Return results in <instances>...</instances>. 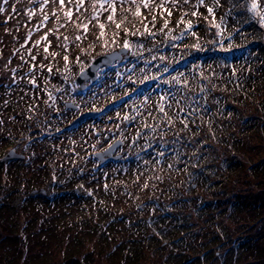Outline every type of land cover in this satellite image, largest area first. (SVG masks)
<instances>
[{
  "label": "rangeland",
  "instance_id": "rangeland-1",
  "mask_svg": "<svg viewBox=\"0 0 264 264\" xmlns=\"http://www.w3.org/2000/svg\"><path fill=\"white\" fill-rule=\"evenodd\" d=\"M161 2L117 3L110 22L100 0H64L63 7L0 0V159L11 149L25 155L0 165V264H264L257 241L264 236V0L253 12L245 8L253 0H243L227 17L231 0L198 8V0L158 8ZM125 40L129 57L97 69L82 90L79 73ZM184 60L187 84L172 72ZM239 63L252 75L240 73L248 78L245 103L223 90L235 84ZM200 91L205 106L224 94L221 108H233L211 126L192 118L189 104ZM172 100L182 132L160 148L146 121ZM88 111L100 114L73 125ZM117 139L120 158L100 164L95 153ZM237 156L242 169L233 179L215 189L197 182L199 162L219 166Z\"/></svg>",
  "mask_w": 264,
  "mask_h": 264
},
{
  "label": "trees",
  "instance_id": "trees-1",
  "mask_svg": "<svg viewBox=\"0 0 264 264\" xmlns=\"http://www.w3.org/2000/svg\"><path fill=\"white\" fill-rule=\"evenodd\" d=\"M192 36L197 42L201 39V37L196 33L192 34ZM235 41L239 42V39L236 38ZM233 46L234 45H232L228 49H231ZM113 48H116L115 45L113 46ZM183 66L184 65H182V67ZM254 66L255 65L251 67L252 70L260 68L259 66H257V68ZM179 69L180 70L176 71L175 74H178L179 76H186L187 79H185V81H182L185 84L191 83V79H190L191 69L189 70V68L187 69L186 67H184L183 69L179 67ZM235 71L238 74V76H236V73H234L233 78L235 84L233 83L226 84L223 90L224 92H228L230 96H233L237 101L245 103L246 101L245 95L247 93L246 83L248 81V78L247 77L245 79L242 78V75L240 73H244V74L246 73L247 71L246 66L242 65V63H239ZM204 73L200 74L199 77H202ZM247 75L252 76L251 72L246 73V76ZM203 86H207V83ZM200 92L199 94H197L192 98L188 109L190 111L189 113L191 114V117L195 118L196 120L200 119L203 116L205 122L211 126L212 123H214L213 122L214 119L216 120V116L221 118L222 116H224L227 110L233 108V106H231L230 104L227 105V107L221 108V102L222 100L223 101L225 100L224 94L217 95L213 99L214 100L213 106L215 108L214 107L210 108V106L207 107L205 106L206 105L205 102L208 101V98L206 97L205 91H202L201 93ZM172 104H174L173 100L169 102L167 106H164L163 112L161 113L159 118L156 119L147 118L146 121L147 126H149L148 130L150 132H153L155 136L157 135L159 137L156 145L159 146L160 148H163L165 138L171 136L173 137V139H175L178 135H180V132H182V128L180 124L177 123L176 122L177 119H174L173 117L174 110ZM202 105L204 106L203 108ZM259 128L260 131L263 132L264 122H262ZM178 143L180 144L181 141H178ZM261 166H263L262 170L264 172V159L261 160ZM195 167L198 170L197 173L198 178L195 176L197 182L202 185H206L210 189H215L216 188L215 185H220V184L222 185L223 183L236 177L239 171L242 169V163L240 161V158L237 156L234 160H228L227 158H223L219 166L208 165L203 167L202 163L199 162ZM210 176H215L216 178L210 179L209 178ZM257 241L260 243H264V236H262V239L259 238Z\"/></svg>",
  "mask_w": 264,
  "mask_h": 264
},
{
  "label": "snow or ice",
  "instance_id": "snow-or-ice-1",
  "mask_svg": "<svg viewBox=\"0 0 264 264\" xmlns=\"http://www.w3.org/2000/svg\"><path fill=\"white\" fill-rule=\"evenodd\" d=\"M35 2H36V3H39L40 0H35ZM44 2L47 3L48 0H44ZM84 2H85V0H78V3H79L81 6L83 5ZM203 2H204V0H198V3H197L196 5H194V7H196V8L200 7V6L203 4ZM241 2H243V0H231V3H232V5H233V7L230 8L229 11L225 13V17L231 15L233 9H234L239 3H241ZM5 3H7V0H5ZM59 3H60V5H61V7H63V5H64V0H59ZM117 3H120V4H123V3H135V0H100V3H99V8H100V9H104V8H105V5H107V7H108L109 9H111V13H112V14L108 15V17H107V19H108L110 22H113V21H114V15H115V10H116V4H117ZM149 3H150V0H143V6H144L145 8H148V7H149ZM166 3H167V0H162L161 4L157 5V7H158V8H163V7L165 6ZM172 3H173V5L175 6L176 3H178V0H172ZM184 3H185V4H188V3H189V0H184ZM213 3H214L215 5H218V4H219V0H213ZM92 7L95 9V8H96V4L93 3ZM257 7H258V5H257V3L255 2V0H253V2H252V4H251V7H248L247 4L245 3V8L247 9L248 12H253L255 9H257ZM41 10H43V7H42V6H41ZM2 11H3V9L0 8V12H2ZM14 11H15V9H14ZM77 11H79V8L77 9ZM208 12H209V14H212V13H213V8H212V7H209V8H208ZM135 14H136V16H140V15H141V12H140V8H139V7H137V9H136V13H135ZM170 14H171V13L169 12V15H170ZM28 15H29V17H31L32 13L29 12ZM53 15H55V13H53ZM65 15H66V17H67L68 19H71L72 12H71V11H68V12L65 13ZM184 15H187V13H184ZM191 15H192L193 17H195V16L198 15V13H197L196 11H193V12H191ZM47 19H48V17L45 16V17H44V20L47 21ZM91 19H96V20H98L99 17H98V15H96V14L94 13L93 16L91 17ZM153 20H155V17H153ZM181 22H183V20H181ZM224 22H225V20L222 19V20H221V23H224ZM258 22H259L260 27L264 28V14H261V15L259 16V21H258ZM166 26H167V21L165 20V27H166ZM216 26L219 27V25H216ZM61 27H63V25H61ZM99 27H100V29H101V35H103V30H104V28H105V25L101 23V24H99ZM116 27L119 29V28L121 27V24L117 23V24H116ZM83 28H84V31H85V32L88 31V25L85 24V25L83 26ZM185 28H186V29H191V28H192V24H191L190 22L187 23V24H185ZM145 31H148V29H147L146 26H145ZM149 35H151L150 32H149ZM65 39H67V37H66ZM80 39H81V36H79V35L76 36V40L79 41ZM37 44H39V41H37ZM22 47H23V45H22ZM131 47H132V45H130V43H129L127 40H125L124 43H123V49H124V50H130ZM45 52H47V48H45ZM53 55H55V53H54ZM32 59L35 60V57H32ZM64 59H65V61H67V60H68V57L65 56ZM10 62H11V61L9 60L8 63H10ZM13 71H15V70H13ZM13 82H15V77H13ZM30 83H33V84H34L35 81L32 80V81H30ZM177 104L179 105V101H177ZM161 110H163V109H161ZM180 110L183 111V108H181ZM182 123H183V121H182ZM89 195H91V193H89Z\"/></svg>",
  "mask_w": 264,
  "mask_h": 264
},
{
  "label": "water",
  "instance_id": "water-1",
  "mask_svg": "<svg viewBox=\"0 0 264 264\" xmlns=\"http://www.w3.org/2000/svg\"><path fill=\"white\" fill-rule=\"evenodd\" d=\"M128 50L119 49L118 51H114L112 53L101 55L97 57L93 62L83 71L79 73V75L76 78V83L79 85L81 89L85 88V85L83 84L86 80L91 79L92 81H95L96 79V70L103 66H109L115 61H121L122 55H127ZM66 108H73L76 109L77 106L73 105L72 103L68 102L65 104ZM108 107H106L107 109ZM98 115V112L96 111H90L82 114L79 118H77L75 121H73V124L78 123L80 121H83L88 118H92L94 116ZM123 145V142L121 140H116L113 142L109 147H107L105 150L101 152H97L95 154V157L100 161L101 164L106 163L110 160H118L120 158V155H113V152L116 148ZM25 156L23 154L17 153L15 150L11 149L9 150L1 159H0V165H4L8 161L12 160H22ZM45 194V191L43 189L41 190H34L32 191V194L36 193Z\"/></svg>",
  "mask_w": 264,
  "mask_h": 264
},
{
  "label": "bare ground",
  "instance_id": "bare-ground-1",
  "mask_svg": "<svg viewBox=\"0 0 264 264\" xmlns=\"http://www.w3.org/2000/svg\"><path fill=\"white\" fill-rule=\"evenodd\" d=\"M50 11H55V8L53 10L51 9Z\"/></svg>",
  "mask_w": 264,
  "mask_h": 264
}]
</instances>
